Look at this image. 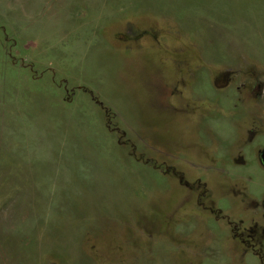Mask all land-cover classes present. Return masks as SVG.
Returning a JSON list of instances; mask_svg holds the SVG:
<instances>
[{
    "label": "rangeland",
    "instance_id": "374dc122",
    "mask_svg": "<svg viewBox=\"0 0 264 264\" xmlns=\"http://www.w3.org/2000/svg\"><path fill=\"white\" fill-rule=\"evenodd\" d=\"M263 149L264 0H0V264H264Z\"/></svg>",
    "mask_w": 264,
    "mask_h": 264
},
{
    "label": "flooded vegetation",
    "instance_id": "af4514ba",
    "mask_svg": "<svg viewBox=\"0 0 264 264\" xmlns=\"http://www.w3.org/2000/svg\"><path fill=\"white\" fill-rule=\"evenodd\" d=\"M229 76H230L229 73H227V72H226V73H223V72H222V73H220V74L218 75V78L221 79V80H223V79H225V80H227V79L230 80V79H229ZM260 86H261V84H260ZM260 163H261V160H260ZM261 165H262V163H261ZM262 166H263V165H262ZM263 167H264V166H263ZM263 206H264V203H263Z\"/></svg>",
    "mask_w": 264,
    "mask_h": 264
},
{
    "label": "water",
    "instance_id": "95a60500",
    "mask_svg": "<svg viewBox=\"0 0 264 264\" xmlns=\"http://www.w3.org/2000/svg\"><path fill=\"white\" fill-rule=\"evenodd\" d=\"M260 160L262 165L264 166V149L260 152Z\"/></svg>",
    "mask_w": 264,
    "mask_h": 264
},
{
    "label": "bare ground",
    "instance_id": "6f19581e",
    "mask_svg": "<svg viewBox=\"0 0 264 264\" xmlns=\"http://www.w3.org/2000/svg\"><path fill=\"white\" fill-rule=\"evenodd\" d=\"M206 126H207V124H206Z\"/></svg>",
    "mask_w": 264,
    "mask_h": 264
}]
</instances>
